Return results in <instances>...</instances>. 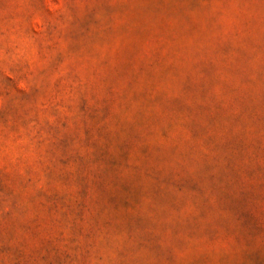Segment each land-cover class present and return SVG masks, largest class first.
Returning a JSON list of instances; mask_svg holds the SVG:
<instances>
[{
  "label": "rangeland",
  "instance_id": "obj_1",
  "mask_svg": "<svg viewBox=\"0 0 264 264\" xmlns=\"http://www.w3.org/2000/svg\"><path fill=\"white\" fill-rule=\"evenodd\" d=\"M0 264H264V0H0Z\"/></svg>",
  "mask_w": 264,
  "mask_h": 264
}]
</instances>
